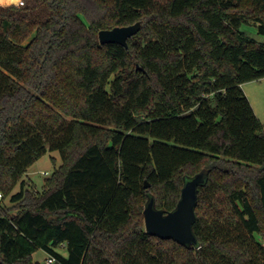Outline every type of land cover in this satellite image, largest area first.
Instances as JSON below:
<instances>
[{
	"label": "trees",
	"instance_id": "obj_1",
	"mask_svg": "<svg viewBox=\"0 0 264 264\" xmlns=\"http://www.w3.org/2000/svg\"><path fill=\"white\" fill-rule=\"evenodd\" d=\"M22 1H0V264H264V123L242 87L264 78L243 30L264 37V0ZM138 21L127 47L100 42ZM204 169L197 244L147 233L149 199L174 210Z\"/></svg>",
	"mask_w": 264,
	"mask_h": 264
},
{
	"label": "water",
	"instance_id": "obj_2",
	"mask_svg": "<svg viewBox=\"0 0 264 264\" xmlns=\"http://www.w3.org/2000/svg\"><path fill=\"white\" fill-rule=\"evenodd\" d=\"M141 28V22L127 26L99 31L101 43H119L128 46V38L136 34ZM209 170L204 169L197 175L188 178L181 191V198L172 211L165 212L155 207L151 197L144 209L146 232L161 238H173L180 243L191 246L197 244V238L192 226L196 219L195 208L198 200V187L206 183ZM145 186L149 184L146 182Z\"/></svg>",
	"mask_w": 264,
	"mask_h": 264
},
{
	"label": "rangeland",
	"instance_id": "obj_3",
	"mask_svg": "<svg viewBox=\"0 0 264 264\" xmlns=\"http://www.w3.org/2000/svg\"><path fill=\"white\" fill-rule=\"evenodd\" d=\"M1 2L9 4L12 3L4 0ZM243 30L249 33L253 38L258 41H264V37L258 34L256 27L250 25H244ZM140 68V65H137ZM245 89L248 91L256 111L258 118L264 123V79L247 82L244 85ZM62 163L61 155L59 151H47L41 158L34 162L28 169L27 173L24 176L28 185L34 188L37 191H42L44 187L45 180L52 175V173L57 169ZM20 184L13 189V193L19 191ZM2 194V193H1ZM0 201L4 204L11 205L10 196H0ZM59 251L63 254H66V250L61 247ZM47 252L42 249L37 250L33 253V261L38 264H45V260L48 258Z\"/></svg>",
	"mask_w": 264,
	"mask_h": 264
},
{
	"label": "built area",
	"instance_id": "obj_4",
	"mask_svg": "<svg viewBox=\"0 0 264 264\" xmlns=\"http://www.w3.org/2000/svg\"><path fill=\"white\" fill-rule=\"evenodd\" d=\"M20 4H23V1ZM0 196H2L1 193ZM45 264H61V263L58 261V259L55 256L49 255L48 258L45 260Z\"/></svg>",
	"mask_w": 264,
	"mask_h": 264
},
{
	"label": "crops",
	"instance_id": "obj_5",
	"mask_svg": "<svg viewBox=\"0 0 264 264\" xmlns=\"http://www.w3.org/2000/svg\"><path fill=\"white\" fill-rule=\"evenodd\" d=\"M264 79V78H263ZM253 82V81H252ZM246 83H244L243 84V90H244V92H245V94L247 95V97H248V99L250 100V102H251V104H252V107H253V109H254V105H253V101H252V99H251V97H250V95H249V93H248V91L245 89V87H244V85H245ZM254 111H255V109H254ZM255 113H256V111H255Z\"/></svg>",
	"mask_w": 264,
	"mask_h": 264
},
{
	"label": "clouds",
	"instance_id": "obj_6",
	"mask_svg": "<svg viewBox=\"0 0 264 264\" xmlns=\"http://www.w3.org/2000/svg\"><path fill=\"white\" fill-rule=\"evenodd\" d=\"M17 3H22V0H16Z\"/></svg>",
	"mask_w": 264,
	"mask_h": 264
}]
</instances>
